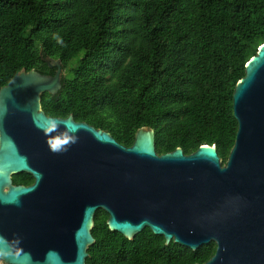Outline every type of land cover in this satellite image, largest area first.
<instances>
[{
    "label": "water",
    "instance_id": "1",
    "mask_svg": "<svg viewBox=\"0 0 264 264\" xmlns=\"http://www.w3.org/2000/svg\"><path fill=\"white\" fill-rule=\"evenodd\" d=\"M44 59L54 74L22 69L0 88L4 264H86L98 209L129 239L149 227L166 244L215 242V254L195 264H264V42L234 89L238 130L225 164L216 144L159 154L154 128H139L126 146L73 114L48 115L42 95L60 91L64 67ZM66 132L76 142L53 151L49 141ZM24 172L33 183L15 184Z\"/></svg>",
    "mask_w": 264,
    "mask_h": 264
},
{
    "label": "trees",
    "instance_id": "2",
    "mask_svg": "<svg viewBox=\"0 0 264 264\" xmlns=\"http://www.w3.org/2000/svg\"><path fill=\"white\" fill-rule=\"evenodd\" d=\"M263 42L264 0H0V88L22 69L53 74L44 58L61 59L62 88L42 95L48 115L73 114L126 146L154 128L159 154L216 144L225 164L234 89ZM108 216L96 211L86 264H195L216 252L213 241L166 244L149 227L129 239Z\"/></svg>",
    "mask_w": 264,
    "mask_h": 264
},
{
    "label": "clouds",
    "instance_id": "3",
    "mask_svg": "<svg viewBox=\"0 0 264 264\" xmlns=\"http://www.w3.org/2000/svg\"><path fill=\"white\" fill-rule=\"evenodd\" d=\"M54 39H58V37L54 35ZM56 127H57L56 122L53 121L50 127L46 131L48 132L54 131ZM75 142H76V137L69 135L67 132L63 134V138L58 137L55 141H51V140L49 141L53 151H60L63 146Z\"/></svg>",
    "mask_w": 264,
    "mask_h": 264
},
{
    "label": "flooded vegetation",
    "instance_id": "4",
    "mask_svg": "<svg viewBox=\"0 0 264 264\" xmlns=\"http://www.w3.org/2000/svg\"><path fill=\"white\" fill-rule=\"evenodd\" d=\"M55 72V71H54ZM54 74V73H53ZM77 120V119H76ZM77 121H85V120H77ZM87 122V121H86ZM89 123V122H88ZM98 128V127H97ZM33 183V182H32ZM32 183H29V184H32ZM23 184V183H21ZM25 184V183H24ZM29 184H26V185H29Z\"/></svg>",
    "mask_w": 264,
    "mask_h": 264
},
{
    "label": "rangeland",
    "instance_id": "5",
    "mask_svg": "<svg viewBox=\"0 0 264 264\" xmlns=\"http://www.w3.org/2000/svg\"><path fill=\"white\" fill-rule=\"evenodd\" d=\"M63 72H64V74H66L67 70H64ZM0 264H4L3 261H0Z\"/></svg>",
    "mask_w": 264,
    "mask_h": 264
},
{
    "label": "snow or ice",
    "instance_id": "6",
    "mask_svg": "<svg viewBox=\"0 0 264 264\" xmlns=\"http://www.w3.org/2000/svg\"><path fill=\"white\" fill-rule=\"evenodd\" d=\"M57 143H59V142H57Z\"/></svg>",
    "mask_w": 264,
    "mask_h": 264
}]
</instances>
